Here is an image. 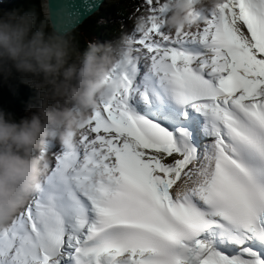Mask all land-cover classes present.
Returning <instances> with one entry per match:
<instances>
[{
  "label": "snow or ice",
  "instance_id": "1",
  "mask_svg": "<svg viewBox=\"0 0 264 264\" xmlns=\"http://www.w3.org/2000/svg\"><path fill=\"white\" fill-rule=\"evenodd\" d=\"M145 2L119 86L51 151L0 264H264V0H222L183 35Z\"/></svg>",
  "mask_w": 264,
  "mask_h": 264
},
{
  "label": "clouds",
  "instance_id": "2",
  "mask_svg": "<svg viewBox=\"0 0 264 264\" xmlns=\"http://www.w3.org/2000/svg\"><path fill=\"white\" fill-rule=\"evenodd\" d=\"M221 2L167 0L170 11L163 23L183 35L206 20L207 13H216ZM136 26L144 30L143 17ZM131 56L127 34L115 42H86L81 52L75 35L52 20L47 0H41L39 11L0 10V77L18 76L36 89L38 102L19 121L0 109V231L41 191L49 170V143L65 149L77 145L101 102L119 86L109 79L112 69L126 66Z\"/></svg>",
  "mask_w": 264,
  "mask_h": 264
},
{
  "label": "trees",
  "instance_id": "3",
  "mask_svg": "<svg viewBox=\"0 0 264 264\" xmlns=\"http://www.w3.org/2000/svg\"><path fill=\"white\" fill-rule=\"evenodd\" d=\"M41 0H0V10L22 8L39 11ZM149 15L145 0H118L105 6L94 16L88 18L72 33L75 35L80 51H84L86 42H115L121 34L136 36V21L139 17ZM42 18V17H41ZM131 20L135 23L125 29ZM37 91L23 83L18 76L4 79L0 77V109L11 113L19 121L31 115L29 106L37 104Z\"/></svg>",
  "mask_w": 264,
  "mask_h": 264
},
{
  "label": "water",
  "instance_id": "4",
  "mask_svg": "<svg viewBox=\"0 0 264 264\" xmlns=\"http://www.w3.org/2000/svg\"><path fill=\"white\" fill-rule=\"evenodd\" d=\"M106 2L107 0H47L52 20H59L64 29L71 32L98 13Z\"/></svg>",
  "mask_w": 264,
  "mask_h": 264
},
{
  "label": "rangeland",
  "instance_id": "5",
  "mask_svg": "<svg viewBox=\"0 0 264 264\" xmlns=\"http://www.w3.org/2000/svg\"><path fill=\"white\" fill-rule=\"evenodd\" d=\"M118 0H107V2H106V5H104L105 6V8L107 7V6H109V5H111V4H113V3H115V2H117ZM135 23V21L134 20H131L127 25H123V27L125 28V29H127V28H129L130 26H132L133 24ZM80 139V136L78 137V140ZM54 144H55V150L54 151H60V150H62V146L58 143V142H54ZM57 145H58V147H57ZM51 147H53V142H50L49 143V145H48V147H47V150H49L50 152H47V153H49V154H47L48 155V158L51 160V162L53 163V165L55 164V156H54V154L51 152V150H50V148ZM57 147V148H56ZM60 147V148H59ZM59 148V149H58ZM28 203V202H27ZM27 203L25 204V205H27ZM23 208H21L20 210H22ZM19 214V213H18Z\"/></svg>",
  "mask_w": 264,
  "mask_h": 264
},
{
  "label": "bare ground",
  "instance_id": "6",
  "mask_svg": "<svg viewBox=\"0 0 264 264\" xmlns=\"http://www.w3.org/2000/svg\"><path fill=\"white\" fill-rule=\"evenodd\" d=\"M93 135H94V134H93ZM57 147H58V145H57ZM57 147H56V148H57ZM54 148H55V144H54V142H53V147H51L50 150H51V151H54V150H55ZM59 148H60V147H59ZM59 148H58V149H59ZM56 151H57V150H56ZM58 151H59V150H58ZM47 154H49V153H47ZM49 161H50V166H53V163L51 162L50 159H49ZM30 199H31V198H30ZM30 199H29V200H30ZM28 202H29V201H28Z\"/></svg>",
  "mask_w": 264,
  "mask_h": 264
}]
</instances>
